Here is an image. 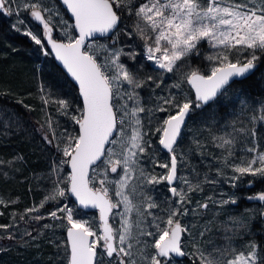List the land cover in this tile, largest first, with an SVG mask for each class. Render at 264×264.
Instances as JSON below:
<instances>
[{"label":"snow or ice","instance_id":"obj_1","mask_svg":"<svg viewBox=\"0 0 264 264\" xmlns=\"http://www.w3.org/2000/svg\"><path fill=\"white\" fill-rule=\"evenodd\" d=\"M8 3L11 0H0V12L6 16L13 14L11 8L5 7ZM62 3L75 21L62 29L67 42H57L52 37L51 18L58 13L40 3H25L23 7L30 10L31 17L43 26L47 44L55 53V59L78 85L83 102L82 108L78 109L79 115L71 117L78 125L75 135L68 134L61 140L53 132L52 139L44 137L50 145L57 141L56 151L67 158L61 163L71 166L67 191L79 205L98 208L100 213L99 229H94L86 220L74 219L71 207H57L48 214L53 220L66 219L70 225L67 228V264H173L177 258L189 255L184 251V240L190 229L178 217L189 214V209L184 207L190 203L188 194L200 189L199 184L193 185L178 176L182 157L177 156L176 147L194 108L200 109L214 101L235 79L254 74L264 62V0H62ZM125 11L129 18L134 17L130 32L120 27ZM45 12L49 13L47 18L43 15ZM61 23L67 25L63 20ZM13 27L20 31L18 26ZM68 28H73L78 35L72 36ZM113 33L116 35H111ZM121 33L129 38L135 35L143 41L145 59L161 70V75L180 72L179 80L169 86L177 92L157 97L162 104H157L154 109H145L141 105L137 91L145 87L147 81H153V77L139 79L120 62L122 55L135 59V52L125 53L123 48L113 49L106 44H85L88 38H95V34L118 41ZM23 34L36 45L46 47L42 38L31 31ZM204 43L214 50L205 57L211 64L209 71L205 73L200 68L183 71L187 58L199 54ZM44 54L49 53L45 51ZM185 81L195 91L194 101L180 94ZM160 86L156 83V88ZM48 102L44 101L45 104ZM56 102L61 114L67 115L69 102ZM241 104L245 105L246 101ZM146 111L152 117L156 112L167 113L166 118L158 117L161 123L157 132L160 134L159 145L170 154V164H159L167 169V174L159 177L147 173L141 164L142 157L152 148V142L146 139L149 134L142 131L144 125L139 116ZM256 119L252 117L253 121ZM258 119L264 121V115ZM48 127L52 130L50 120ZM233 133L244 134L245 147L240 149L239 163L230 162L237 155V136ZM249 135L252 146H247ZM213 140L218 141L217 147L227 151L223 159L225 166L232 169V181L245 175L264 178V151L258 150L256 131L246 133L244 127L233 128L232 133L214 136ZM109 173L116 174L118 179H109ZM52 174L58 175L56 166H53ZM218 174L222 173L218 170ZM98 176L102 177L100 186L95 187ZM178 180L187 186V191L173 186ZM163 181L169 185L172 196L177 197L170 200L167 207L157 204L144 191L145 186H155ZM112 185L115 200L110 195ZM63 197H66V191L56 180L40 206L27 209L26 213L39 212L48 202ZM138 197L142 199L138 200ZM249 199L264 202V193ZM229 203L236 204L237 201L229 198L220 202ZM120 206L123 211L113 213V209ZM198 207L207 209L208 204L198 203ZM151 209H159V213L154 214ZM57 213L65 215L61 217ZM109 214L120 217L118 228L109 223ZM32 218L39 221L45 217ZM146 237L152 238L151 241ZM224 240L223 245L209 241L211 248L203 250L194 243L193 264H264V245L251 241L246 245V251H237L231 237L226 236Z\"/></svg>","mask_w":264,"mask_h":264},{"label":"trees","instance_id":"obj_2","mask_svg":"<svg viewBox=\"0 0 264 264\" xmlns=\"http://www.w3.org/2000/svg\"><path fill=\"white\" fill-rule=\"evenodd\" d=\"M53 1L65 18H68L59 3ZM26 2L33 3L30 0ZM5 6L7 7V4ZM20 13L23 21L42 38V43L45 45L43 26L31 17L30 10L21 8ZM14 18V14L5 16L0 12V200L4 202L0 204V225L7 226L0 227V264H53V246L37 245L31 238L40 232L43 223L50 217L38 221L32 217L37 215L46 217L43 208L39 212L26 213V210L37 206L42 200L41 189L47 186L42 176L50 175L52 166L56 164L61 166L64 174L62 187L66 191L67 201L72 204L67 193L66 181L70 176L68 163H61L67 158L62 152L56 151L57 141H53L52 145L45 141L44 132L48 129V120H50L56 137L58 135L59 138L61 132L63 135L65 133L64 138L68 134L75 135L78 132V125L70 120L68 114H61L60 106L56 101L69 102L67 113L75 104L79 109L82 105L76 87L55 63L47 47L44 49L49 54L42 56L41 46L12 28ZM133 21V19L128 20L124 13L120 27L130 32ZM52 25L54 26L52 36L65 42L66 36L59 34L56 26ZM71 33L76 36L73 29ZM119 41L127 53L137 54L135 59L128 55L130 70L142 80H147L149 76L153 77V81H147L146 86L140 89L145 103H149L152 98L155 99L160 92L165 96L176 93L174 88L169 86L173 84L172 77H175V81L178 75L173 73L168 76L161 75L160 70L151 65L140 52L143 41L135 35L129 38L122 33L119 35ZM203 59V56L196 54L189 59V63L205 72ZM156 83H160V88H156ZM183 84L185 85L184 82ZM187 91L194 100L190 87ZM224 91L211 103L200 109L194 108L191 117L187 119L176 147L177 156L182 157L178 164V176L188 179L193 185H200L199 190L188 194L190 203L185 205L189 209V214L186 216L188 220L193 212V217L197 216L193 229L205 233L204 236H199V248L210 249L212 245L208 243L209 241L223 245L224 237L227 236L231 237L232 246L237 251H245L246 245L251 241L264 245V216L261 209H256L258 202L249 199L254 191L262 188L264 182L255 177L252 181L253 186L247 188L250 175L232 181L233 172L230 170L228 172L222 162L226 150L217 147L213 137L233 131V128L244 127L245 130L250 131L248 126L250 121L244 111L250 110L248 106L253 104L258 106L257 101H261L264 97V62H261L254 74L235 80ZM225 95L227 96L224 97ZM45 100L49 102L45 104ZM241 101H246V104L242 105ZM158 116L166 118L167 113H159ZM160 123L157 118L155 124L157 128ZM155 131L157 133L154 141L155 151L159 158L170 164L169 155L160 150L158 143L160 134L157 129ZM52 136L50 134L48 138L52 139ZM237 140H239L235 145L237 155L230 162L238 163L240 149L245 147L244 135L241 134ZM218 170L222 174H218ZM179 182L180 180L176 184ZM233 184L236 186L234 187ZM94 186L99 187L96 180ZM162 187L164 200H174L175 197L171 196L166 181L162 182ZM184 190L187 191V187ZM229 198L236 199L237 203L222 204L223 210L218 214H208V208L198 207V203H206L210 206L211 203H220ZM198 209L199 215L196 211ZM80 213L76 214V217L83 216L82 219H85L87 215ZM21 216L24 219H21ZM58 216L63 217V214ZM61 221L65 224L62 234L67 248L66 229L69 225L66 219L62 218ZM17 224L25 229L24 233L17 232ZM110 224H112L111 216ZM10 236L13 238L9 239ZM177 261L178 264H193L194 259L191 260L187 256L174 260L176 264Z\"/></svg>","mask_w":264,"mask_h":264},{"label":"rangeland","instance_id":"obj_3","mask_svg":"<svg viewBox=\"0 0 264 264\" xmlns=\"http://www.w3.org/2000/svg\"><path fill=\"white\" fill-rule=\"evenodd\" d=\"M30 1H32L33 3H40L42 7L51 8L54 13H58V14L52 16L51 22H52V24H54L56 26L59 34L65 36L64 34H62V29L66 28L68 25H73V24H72V21L70 19L65 18V16L62 13L61 9L58 8V6L55 4V2L53 0H30ZM139 2H143V0H139ZM25 3H27L26 0H11V3H8L7 4V7H9V8L12 9V12H13V14L15 16V18L13 19V22L12 23H13V25H16V26H18L20 28V31H18V32L21 35H24L23 33L26 32V31H31L33 34H36L38 36V38H40L39 35L35 31H33L27 25V23H25L23 21V19L20 16V14H21L20 13L21 12V8H24L23 5ZM124 13H125V16L128 18V20H131V19L134 20V17H132V18H129L128 17V13L126 11ZM43 14H44L45 18H47L48 15H49V13H47V12H45ZM61 20L66 21L67 22V25L61 23ZM18 21H23V23H18ZM12 28L15 30L14 27H12ZM71 29H73V28H68V32L72 35ZM88 44H92V45L106 44V45H108L109 47H111L113 49L123 48L124 52L127 53L126 50H125V48H124V46L120 43L119 40L118 41H114L113 39H109V38L94 39V40L89 41ZM141 46L142 47L140 48V50H141L140 52L144 56L143 43L141 44ZM41 50H42V56H44L45 55L44 52L46 50L44 48H42V47H41ZM213 51H214L213 49H211V48L208 47L207 43L202 44L201 49H200V52H199V55H201V56L204 57L203 64L202 65H203L204 69L206 70L205 73H207L209 71V68L211 66L210 62L208 60H206L205 57L208 56V55H210V54H212ZM193 55H196V54L194 53V54L190 55L187 58V60L185 61V68L183 69V71H187L188 69H191V68H197L192 63H189V59ZM128 58H129L128 55H122L120 57V62L122 64H124L130 70V67H129L128 62H127V59ZM102 60H103V57H101V61ZM148 62L151 65H153L152 62H150V61H148ZM110 71H111V69H110ZM160 72H161V70H160ZM168 74H170V73H163V75H166V76H168ZM176 74L178 75V78H177V80L174 81V78L175 77L173 76L172 77L173 78V83L174 82H177L179 80L180 72H177ZM184 83H185V85L182 84L183 92H181L180 94H181L182 97L183 96H187L188 98L191 99L190 93H189V91H187V88L189 86L186 84V81ZM125 87H126V85H125ZM174 90L177 92V89L174 88ZM137 91L140 93V98H141L140 99V103H141V105L145 109H154L157 106V104H162V101H158L157 100V97L165 96L162 92H160L155 99L152 98V99H150V102L149 103H145L144 102V99L141 97L140 89H137ZM224 92H222V93H224ZM226 96L227 95H225L224 97H226ZM124 99L127 100V97H125ZM128 103H129V106L132 105V102L131 101H129ZM262 104H264V97H262V100L261 101H259V102L257 101V105L258 106H255V104H253L251 106H248V108H250V110L248 109L247 111L246 110L244 111V113L247 114V115L243 114V115L247 116L246 118H248L249 121H250V123L248 124L249 130L250 131L254 130L257 133V140H256V142H257L258 145H260V147L258 149L259 151H264V121H261V120L258 119L259 116L264 115V107H261ZM78 109H79V107L75 104V106L70 111H68V116H70V120H72L71 117L73 115H77L78 116V114H79ZM158 115H159V112H156L155 113V116L152 117V116H150V114L147 111L139 114V116L141 118V121H142V124L144 125L142 131L143 132H147L149 134L146 137V139H148V140H150L152 142V148L148 149L147 156L142 157L141 164H142L144 170L147 173H150L152 175H156L157 177L166 175L165 174L166 168L159 167V164H163L165 162L161 158L158 157V155H157V153L155 151L156 150L155 149V146H154V141H155V139L157 137V133L155 131L157 129V125H155V124L157 122V118L159 117ZM253 116L257 117V119L255 121L252 120V117ZM47 128L48 129H46L45 132H44V137L45 136L48 137L50 134L52 136V132L54 131V130H50L49 127H47ZM250 131L245 130L246 133H250ZM232 132L233 131H229L227 133H232ZM54 133H55V131H54ZM62 133L63 132H61L59 134L60 135L59 138H61V140H64L65 133H64V135ZM262 133H263V136H262ZM233 134L237 136V139H239V137L241 135L239 133H233ZM242 135H244V134H242ZM55 136H56V133H55ZM57 137H58V135H57ZM217 142L218 141H214V144L216 145ZM237 142H239V140H237ZM247 146H252L250 135H249V138H248V141H247ZM160 150H161V148H160ZM223 150H225V149H223ZM223 150H221V151H223ZM224 152L225 153H223V154L225 156H227V152L226 151H224ZM221 155H222V153H221ZM248 155H251V154H248ZM225 156H223V158ZM222 162L225 164V161L224 160H222ZM53 166H56L57 167L58 175H53L52 174V170H51V174H50L51 176L50 175H48V176H42L43 181L47 184V186H44L41 189L42 200L44 199L45 196H47V195H49L51 193V191H52V189L54 187V181L59 180L60 181V187L63 188L62 187V181L64 179V174L62 172L61 166L60 165H57V164L56 165H53ZM53 166H52V168H53ZM224 168H226L228 170V172H229V170L232 172L231 167H224ZM101 178L102 177H99L98 176L95 179L98 182V185L99 186H100L99 181H100ZM256 178L258 180L264 182V178H261V177H258V176H256ZM109 179L115 180V179H118V177L114 173H109ZM254 179H255V177L250 176L249 181H253ZM163 182H165V181H163ZM175 186L178 189H185L187 187L185 184H183L182 181H180L178 184H175ZM110 187L113 189V191L110 192V195L115 200L114 185H112ZM144 191H145V193L147 195L152 196L153 199L156 201L157 204H160L162 207H167V205H168V203H169L170 200H164L162 182L160 184H158V185H155V186L147 185V186L144 187ZM260 193H264V183H263L262 188L259 189L258 191H254V193L250 197H256ZM66 198L67 197L58 198L55 201H50L47 204H45V206L43 207V209L46 212L45 213L46 214V217L45 218L46 219L49 218L50 216L48 214L50 212L56 210L57 207L67 206V207H71L73 209L74 219H77V220H86L91 225H93L94 229H99L100 222H99V220L97 218L98 217L97 212H95V211L89 212V213L83 212V211L79 210L75 206V204L73 202H72V204H70L67 201ZM137 199L138 200L139 199H142V197H138ZM175 199H177V197H175ZM253 200H256L258 202V204L256 206V209L257 210H260L261 209L262 216H264V202L259 201L258 199H253ZM41 201L35 207H39ZM185 205H184V207H185ZM176 207H179V206H176ZM208 210H209V213L208 214H211V215H213L214 213L215 214H218V212L220 210H223L222 209V204H220L218 202H216L215 204H212L211 203L210 206L208 205ZM122 211H123V206H120L119 208L113 209V213L122 212ZM150 211H152L154 214L159 213V209H151ZM196 211H197V213L199 215V212H200L199 209L196 210ZM79 212H81L80 214H86L87 215L85 217V219H82L83 216L81 218H77L76 217V214H79ZM193 213H192V216H191L190 220L187 219V217H186L187 215L186 216H179L178 217L181 220L182 224L185 225V226H187L190 229V232L187 233L186 239L184 240V251H186L187 253H189L188 256L191 258V260L194 259V257L191 254L196 251V249L193 248V244L195 243L197 245V247L199 248V246H198V239H199V236H200L199 234L201 232L200 230L198 232H196V230L193 229V224H194V222L197 219V216H194L193 217ZM57 214L58 215L63 214V216L65 215L64 213H57ZM96 215H97V217H96ZM232 215H234V214H232ZM110 216H111V223H112V225H114L115 227L118 228L119 227L120 217L119 216H113V214H111ZM165 218H166V214H165ZM148 219L150 220L151 218L149 217ZM46 224L49 225V227H47V228L44 227V225H46ZM16 226H18V230H17L18 233L22 234V233L25 232V229L23 227L19 226L18 224ZM64 227H65V224H63V222L61 221V219L53 220L50 217L48 220H46L43 223L40 232H38L37 234H35V235H33L31 237L32 240H33V243H37V245H41L42 246V245L48 244V245H52L53 246V248H54L53 264H67L66 241H65V239L63 237V234H62V232L64 230ZM149 230L154 231V229H149ZM194 237H195V239H194ZM145 239H148L149 241H151L152 238L146 237ZM246 250L247 249H245V251ZM150 251H154V250H151L150 249ZM105 259H107V257H105ZM173 264H176V263L173 261Z\"/></svg>","mask_w":264,"mask_h":264},{"label":"water","instance_id":"obj_4","mask_svg":"<svg viewBox=\"0 0 264 264\" xmlns=\"http://www.w3.org/2000/svg\"><path fill=\"white\" fill-rule=\"evenodd\" d=\"M59 4H60V6H61V8L65 11V13L67 14V16H68V18L72 21V24H74V17L72 16V14H71V12L70 11H68L67 10V7L65 6V5H63V3H62V0H56ZM6 7V6H5ZM2 13V12H1ZM6 16V15H5ZM74 30V29H73ZM74 33H75V35L77 36L78 35V32H76L75 30H74ZM112 35V34H111ZM53 37V36H52ZM103 38H109L108 36H101L100 34H95V38H88L86 41H85V44L87 45V43L89 42V41H91V40H94V39H103ZM53 39H55L57 42H64V41H62V40H60V39H56V38H54L53 37ZM44 42H45V45H46V47H47V50L49 51V53H50V55L52 56V58L54 59V61H55V63L59 66V68L64 72V74L67 76V78L74 84V86L76 87V89H77V94H78V97H79V99H80V101H81V105L83 104V102H82V97L80 96V94H79V87H78V85L76 84V82L74 81V80H72V78L66 73V70L63 68V65L59 62V61H57L56 59H55V53L54 52H52V50H51V46L50 45H48L47 44V39L44 37ZM237 79H239V78H237ZM237 79H235V80H237ZM234 80V81H235ZM231 84V83H230ZM190 88H191V86L190 85H188ZM228 87V86H227ZM192 91H193V94H194V100H195V91L193 90V89H191ZM223 92V91H222ZM221 92V93H222ZM220 93V94H221ZM220 94L217 96V97H219L220 96ZM212 102V101H211ZM211 102H209V103H211ZM208 103V104H209ZM207 105V104H206ZM184 129V128H183ZM160 148H161V150L164 152V153H166V154H168L169 155V157H170V154L167 152V150H164V149H162V147L160 146ZM68 170H69V174H71V166H70V164H68ZM91 174V173H90ZM176 182L177 181H175L174 182V184H173V186H175V184H176ZM166 184H167V182H166ZM253 182L251 181V184H249V182L246 184V187L247 188H251L252 186H253ZM69 184H68V188H69ZM91 186V185H90ZM167 186L169 187V185L167 184ZM170 192V191H169ZM67 193H68V196H69V198L72 200V202L75 204V206L79 209V210H81V211H83V212H87V213H89V212H93V211H95V212H97V214H98V219H99V217H100V213H99V209L98 208H92L91 206H89L88 208H84L83 206H81V205H79V203H78V201H76V199H75V197L74 196H72L71 195V193L70 192H68L67 191ZM171 194V193H170ZM171 196H172V194H171ZM173 197V196H172ZM110 215L111 214H109V223H110ZM99 222H100V219H99ZM70 227V226H69ZM66 238H67V229H66ZM180 259H182V258H177L176 260H180Z\"/></svg>","mask_w":264,"mask_h":264},{"label":"built area","instance_id":"obj_5","mask_svg":"<svg viewBox=\"0 0 264 264\" xmlns=\"http://www.w3.org/2000/svg\"><path fill=\"white\" fill-rule=\"evenodd\" d=\"M65 42H67V41H65ZM88 45V44H87Z\"/></svg>","mask_w":264,"mask_h":264}]
</instances>
